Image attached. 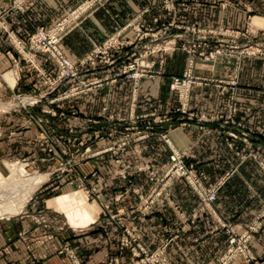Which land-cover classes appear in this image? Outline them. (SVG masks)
<instances>
[{
    "label": "rangeland",
    "instance_id": "374dc122",
    "mask_svg": "<svg viewBox=\"0 0 264 264\" xmlns=\"http://www.w3.org/2000/svg\"><path fill=\"white\" fill-rule=\"evenodd\" d=\"M31 1L0 0V182L35 186L30 195L24 192L23 203L7 202L14 213L0 214V222L22 215L31 219L34 228H22L20 238H50L65 227L75 228L73 223L83 218L81 208L87 205L94 207L85 212L89 220L117 218L123 209L113 213L112 203L123 194L103 198L99 188H139L135 181L139 174L147 178L150 189L137 192L139 201L131 210L147 214L144 198L153 188L165 186L163 172L174 151L186 154V164L208 187L236 171L230 168L210 184L198 162L188 151L177 150L170 131L162 128L172 121L216 125L231 147L242 143L241 160L252 158L264 172V145L253 144L249 134H256V129L240 119V114L264 110V0H58L54 10H47L56 13L50 23L21 34L11 20H20L17 15L26 14ZM114 9L120 17H112ZM97 11L104 12L102 19L111 24L120 18L119 26L109 32L94 30L92 35L81 31L77 39L92 48L81 58H72L63 44L65 37ZM64 21L71 25L60 33L57 47L76 63L73 76L64 74L42 48L43 42L39 49L35 41L41 29L51 35ZM114 40L120 49L103 50ZM76 45L81 47L80 42ZM96 50L103 52L90 60ZM146 82L158 85L159 93L157 87L147 92ZM196 90L204 100L195 109ZM260 115L264 117L263 112ZM152 134L168 144L169 160H127L125 151ZM180 181L184 180L170 188ZM63 188H70L69 205L59 208L64 212L46 209L54 197L66 193ZM263 213L264 203L248 225L232 229L243 234ZM259 231L252 233L251 247ZM130 232L146 246L140 234L123 226L119 248L128 250L130 258L109 256L103 264H145V257L132 250ZM63 247L61 251L79 262L73 247L68 243ZM161 247L147 248L155 252ZM0 250L4 254L0 264H9L8 247ZM148 264H160V258Z\"/></svg>",
    "mask_w": 264,
    "mask_h": 264
},
{
    "label": "crops",
    "instance_id": "0c3cea01",
    "mask_svg": "<svg viewBox=\"0 0 264 264\" xmlns=\"http://www.w3.org/2000/svg\"><path fill=\"white\" fill-rule=\"evenodd\" d=\"M1 1L6 3L8 0ZM57 1L32 0L30 10L26 13L27 17L25 18L26 14H18L20 20L12 19V26L22 34L27 29H33L34 25L50 23L56 13L50 14L47 10H54ZM129 11L130 14L134 12L131 9ZM103 13L95 12L83 20L82 27L73 28L65 37L63 44L72 58H81L92 48L89 42L82 46V40L77 39L81 36L79 34L81 31L87 30L92 35L94 30L109 32L119 26L120 18L113 19L111 24L102 19ZM114 16L120 17L117 9L112 12V17ZM227 20L232 22L229 17ZM77 42H80V48L77 47ZM156 87L152 82L144 84L145 90L149 93H153L154 88L155 93H159L158 85ZM161 91V98L164 100L166 94L162 89ZM194 96L192 107L196 109L201 106L200 103L204 99L198 90L194 91ZM262 112L264 113V110L257 108L250 111L252 116L240 114V119L247 128L256 129V134H249L248 130L244 132L245 135H250L256 146L264 145V117L260 115ZM203 127L211 129V133L203 132L201 130ZM162 128L170 131L172 144L177 150L188 151L193 160L198 162L200 170L204 172L202 173L210 184L215 183L224 171L236 168L220 188L213 203V211L200 210L198 196L184 181H180L172 186L170 199L160 203L152 213L135 212L131 210V206L138 204L137 192L146 193L150 189L147 178L139 174L135 176L139 188H99L103 198L123 194L121 199L112 203L113 213L123 209L117 218L112 219L103 215L89 220L85 212L94 207L87 205L81 208L84 210L83 218L73 223L75 228L65 227L61 233L50 238L28 240L20 238L18 232L22 228H34L30 218L22 215L16 219L1 221L0 249L8 247L9 252L6 256L8 263L103 264L109 256L129 259L130 252L121 251L118 242L123 226H129L142 236L150 250L159 246L165 247V264H217L219 256L228 246V230L233 226L242 228L248 225L253 219L254 211L264 203V172L252 158L241 160L239 150L242 143L238 142L235 147H231L224 132L218 133L216 125L212 123L197 127L183 119L167 123ZM170 154L168 144L157 134H152L150 138L137 144L136 148L129 147L125 151V157L130 162L140 159L157 160L162 163L169 160ZM69 189L63 188L66 193L54 197L45 208L58 213L64 212L59 208L69 205L67 202ZM64 243H68L76 250L79 262H74L61 252V249L65 248ZM252 248L264 262V227L252 239ZM0 255H4L1 250Z\"/></svg>",
    "mask_w": 264,
    "mask_h": 264
},
{
    "label": "built area",
    "instance_id": "2783aa9c",
    "mask_svg": "<svg viewBox=\"0 0 264 264\" xmlns=\"http://www.w3.org/2000/svg\"><path fill=\"white\" fill-rule=\"evenodd\" d=\"M64 21V23L58 24L55 29H53L51 35H48L43 29H41L37 33V38L35 41L38 42V48L41 46L39 42H43L42 48H45L48 52H50L57 63L63 69L64 74L67 76H73L77 69L76 63L70 60L67 56H65L61 50L57 47V42L59 41V35L65 29H67L70 25ZM48 37V38H47ZM46 41V43L44 42ZM120 43L117 40L111 41V43L105 47V51L111 49H120ZM103 50H96L93 57H89L90 60H94L97 54L102 53ZM85 60L84 62H87ZM82 62V63H84ZM186 154L180 153L178 151H174L171 156V164L167 166L164 170V175L167 178L165 186L163 188H153L151 193L144 199H146L145 209L148 213H152L155 208L165 200H169L171 196V188L173 182L178 180H184L189 187L193 190V192L198 196L200 200V210H212L213 211V203L216 201L218 197V192L221 188V185L224 184L226 178H222L218 185H214L213 187H208L203 184V181L200 175L193 169L189 168L185 162ZM253 226L245 231L243 234H237L232 228L228 230V246L219 257L217 264H264V262L256 255L253 248L249 244L252 233L257 232L264 226V213L259 217V219L255 220ZM132 236V240L135 243V247L132 248L134 250L135 255H143L145 257V264L151 262V259L155 262L163 263L165 257V247L159 248L155 252H151L143 243L138 242L137 237ZM136 241L138 243H136ZM63 252V251H61Z\"/></svg>",
    "mask_w": 264,
    "mask_h": 264
},
{
    "label": "bare ground",
    "instance_id": "6f19581e",
    "mask_svg": "<svg viewBox=\"0 0 264 264\" xmlns=\"http://www.w3.org/2000/svg\"><path fill=\"white\" fill-rule=\"evenodd\" d=\"M35 183V182H33ZM18 185L19 183L14 181V182H9V183H6V182H3L1 181L0 182V214L1 213H9V214H12L14 212H12V208H8L7 206V202H12V201H16L18 203H23L24 202V192H25V195H30L31 192L33 191L34 187L32 188V186L25 187L23 188H18ZM22 186H24V184H21ZM4 203V205H2ZM13 203V202H12Z\"/></svg>",
    "mask_w": 264,
    "mask_h": 264
}]
</instances>
